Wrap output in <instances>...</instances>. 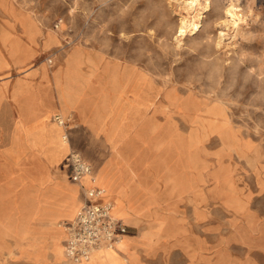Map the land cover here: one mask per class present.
I'll use <instances>...</instances> for the list:
<instances>
[{"label":"rangeland","instance_id":"rangeland-1","mask_svg":"<svg viewBox=\"0 0 264 264\" xmlns=\"http://www.w3.org/2000/svg\"><path fill=\"white\" fill-rule=\"evenodd\" d=\"M195 3L0 0V30L10 22L12 32L4 41L13 50L19 42L16 32L28 36L34 27L27 25L35 24L36 49L46 52L51 67L78 51L86 67L107 76L117 68L120 76L123 72L117 83L129 86V108L120 95L108 97L104 108L102 100L94 106L100 108L96 115L120 121L119 145L130 154L137 151L130 155L132 162L149 168L141 205L146 215L135 225L120 219L127 233L147 238L154 259L163 264H209L210 258V264H264V0ZM229 6H235L236 17L226 11ZM183 18L195 20L181 33ZM224 19L231 21L224 25ZM140 72L147 73L151 85H144ZM141 91L144 112L137 106ZM147 135L152 139L139 141ZM70 152L61 168L80 183L65 166ZM91 166L82 182L95 177ZM40 175L0 170V264H28L19 259V243L8 233L17 221L18 198L34 193L28 181ZM64 250L59 245L56 254L67 261Z\"/></svg>","mask_w":264,"mask_h":264},{"label":"crops","instance_id":"crops-1","mask_svg":"<svg viewBox=\"0 0 264 264\" xmlns=\"http://www.w3.org/2000/svg\"><path fill=\"white\" fill-rule=\"evenodd\" d=\"M3 26L5 29L0 30V170L42 174L37 176L39 180L28 181L34 193L18 198L17 221L11 223L13 229L8 234L19 243V259L28 264H72L68 258L66 261L58 257L56 248L65 246L67 229L60 222L76 217L84 201L83 186L84 189L93 185L101 187L103 201L117 203L113 213L126 223L135 225L146 215L141 205L145 194L143 177L149 168L132 162L130 155H136L137 151L130 154L129 148L119 145V140H123L120 121L104 114L96 115L100 108L94 106L102 100L104 108L108 97L120 95L127 99L126 108H129L128 98L132 95L129 86L117 83L120 69L104 75L99 69L83 65L84 58L78 51L60 66L51 67L45 61L46 52L38 54L36 49L35 24L27 25L34 27L28 30V36L16 32L14 39L19 42L13 50L4 41L7 33L12 32V25L6 22ZM14 26L20 30L26 28L25 24ZM139 74L145 78L144 85L152 84L147 73ZM106 78L110 81L108 87ZM144 96L141 91L136 98L142 112L146 109ZM58 117L62 123L57 122ZM148 138L152 139L147 135L139 141ZM72 150L80 152L94 166L95 181L85 178L77 183L65 176L61 165ZM143 236L126 233L120 246L96 253L79 264H163L165 260L153 258L154 248L144 242L147 238ZM209 261L212 263L211 258Z\"/></svg>","mask_w":264,"mask_h":264},{"label":"built area","instance_id":"built-area-1","mask_svg":"<svg viewBox=\"0 0 264 264\" xmlns=\"http://www.w3.org/2000/svg\"><path fill=\"white\" fill-rule=\"evenodd\" d=\"M65 166L71 169L72 179L81 182L92 170L91 164L77 151H71ZM95 181V177L91 176ZM104 190L93 185L84 189V202L76 217L65 223L67 238L65 252L72 264L89 260L94 250L100 247H114L128 225L113 213V202L103 201Z\"/></svg>","mask_w":264,"mask_h":264},{"label":"bare ground","instance_id":"bare-ground-1","mask_svg":"<svg viewBox=\"0 0 264 264\" xmlns=\"http://www.w3.org/2000/svg\"><path fill=\"white\" fill-rule=\"evenodd\" d=\"M188 4L191 6V7H193L196 3H195V0H188ZM234 7L235 6H229V7H226V11H230V13H232L235 17L237 16V13H236V11H235V9H234ZM225 11V12H226ZM200 12H197L196 14H195V16H194V18H199V16H200ZM195 20V19H194ZM194 20H192V21H190V20H188L187 18H183V19H181V25H180V32L181 33H184V32H186L187 30H189V29H191L192 27H193V25H194ZM223 22H221L222 24H224V25H226L227 23H229V21H231L230 19H224V20H222ZM218 40V39H217ZM63 121H60V123H62ZM72 151H76V150H72ZM79 153V152H78ZM80 154V153H79ZM81 155V154H80ZM82 156V155H81ZM87 190V189H86ZM81 208V207H80ZM114 209H115V207H114V205H113V212H114ZM120 240V239H119ZM119 240L116 242V245L119 243ZM116 245L114 246V247H105V246H103V247H100V248H98V249H96V250H94V252H93V254H92V256L94 255V254H96V253H99V252H103V251H105V250H107V249H114L115 247H116Z\"/></svg>","mask_w":264,"mask_h":264}]
</instances>
